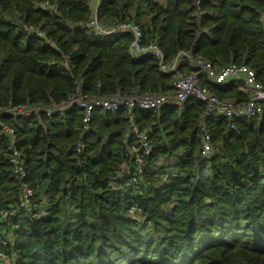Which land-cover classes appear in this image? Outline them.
I'll list each match as a JSON object with an SVG mask.
<instances>
[{"label": "trees", "instance_id": "obj_1", "mask_svg": "<svg viewBox=\"0 0 264 264\" xmlns=\"http://www.w3.org/2000/svg\"><path fill=\"white\" fill-rule=\"evenodd\" d=\"M39 1L0 0V109L60 103L75 91L78 76L90 96L170 89L171 77L153 58L129 57L128 35L103 42L90 34L86 0H58L54 15L38 9ZM200 11L197 22L185 1L103 0L99 15L106 23L137 22L168 60L191 49L219 67L246 64L264 84L260 0H204ZM22 23L40 24L59 51L23 33ZM60 52L71 56L73 77L59 69ZM208 88L221 99L243 96L234 84ZM204 109L190 100L183 110L169 103L136 111L153 152L128 172L123 110L96 111L83 137L77 108L38 126L5 116L28 175L23 182L13 177L0 133V264H264V115L236 121L229 131L223 118L211 119L213 152L200 158ZM177 155L173 172L157 165ZM22 183L33 193L30 211Z\"/></svg>", "mask_w": 264, "mask_h": 264}, {"label": "built area", "instance_id": "obj_2", "mask_svg": "<svg viewBox=\"0 0 264 264\" xmlns=\"http://www.w3.org/2000/svg\"><path fill=\"white\" fill-rule=\"evenodd\" d=\"M178 1V0H171ZM189 4L190 16L199 21L201 16V5L204 0H180ZM164 4L166 0H156ZM264 6V0H260ZM89 12L85 26L95 38L107 36L128 35L129 44L127 53L130 58L138 60L144 57H151L155 60L160 73L171 77L170 89L165 93L112 96L96 95L90 97L80 88L83 79L77 77L75 91L64 101L49 106H36L29 103L13 105L0 109V133L7 141L8 163L11 174L19 182L27 178L25 155L18 148V135L15 128L4 121V117L25 118L33 121L36 126L42 123L43 119L64 117L72 109H79L81 115L80 131L83 136L91 131L93 115L96 111L115 113L123 110L127 120L126 135L129 146L124 154V170L129 171L131 165L140 167L144 157L153 152V145L147 129L139 128L136 119V111H159L169 101L178 105H185L188 101H199L205 105V109L198 121L200 132L199 157L209 158L213 152L211 131L208 122L211 119L223 118L227 123L226 130L234 129L236 121L258 119L264 115V84L257 79L255 71L246 64H227L216 66L210 60L193 50L179 51L173 58L166 59L159 44L154 39H147L140 24L133 20H116L106 23L101 20L99 12L103 0H86ZM35 6L42 12L54 15L59 8L58 0H41ZM259 21L264 24V12L259 16ZM21 31L41 39L43 44L49 48L59 51V45L46 37L40 24H21ZM61 54L59 69L73 77L71 56ZM185 66L190 67L188 72H183ZM202 80L211 82L220 87L236 85L243 95L240 101L221 99L213 94L206 86L201 84ZM100 88V85H98ZM83 149L82 141H78L74 150L80 153ZM79 163L80 159L77 160ZM131 183H136L132 179ZM22 204L30 211V204L33 197L32 191L25 183L21 184ZM12 215L14 213H11ZM7 213H4L6 216Z\"/></svg>", "mask_w": 264, "mask_h": 264}, {"label": "rangeland", "instance_id": "obj_3", "mask_svg": "<svg viewBox=\"0 0 264 264\" xmlns=\"http://www.w3.org/2000/svg\"><path fill=\"white\" fill-rule=\"evenodd\" d=\"M143 21V19H141ZM115 37L114 36H107V37H99L98 39L100 41H103V42H110L114 39ZM180 110H183L184 109V106H180ZM177 156H173L170 160H166V159H159V162L157 163L158 166H161V167H164L165 168V171L167 172H173L174 169H173V165L176 164V161H177ZM129 215L131 217H134L135 219L139 220V222L143 221V218H140L139 215L137 216L136 213L133 211H130L129 212Z\"/></svg>", "mask_w": 264, "mask_h": 264}, {"label": "crops", "instance_id": "obj_4", "mask_svg": "<svg viewBox=\"0 0 264 264\" xmlns=\"http://www.w3.org/2000/svg\"><path fill=\"white\" fill-rule=\"evenodd\" d=\"M185 67H187L188 68V71L190 70V67H188V66H185ZM184 70H186L185 68H183ZM183 69H182V71H183ZM188 71H186V72H188ZM202 82H204L203 83V85H205L207 88L210 86V85H214V84H212L211 82H208V81H206V80H202L201 81V84H202ZM209 89V88H208ZM90 96V95H89ZM94 96H96V95H91L90 97H94ZM242 98H243V96H242ZM242 98H227L228 100H236V101H240ZM169 103H175V102H172V101H169L167 104H169ZM176 104V103H175ZM178 105V104H177ZM181 105H179V107H180ZM182 106H185V105H182ZM181 109V108H180Z\"/></svg>", "mask_w": 264, "mask_h": 264}]
</instances>
